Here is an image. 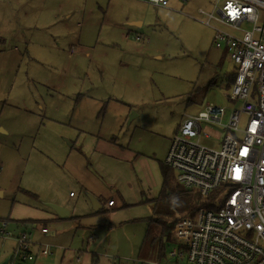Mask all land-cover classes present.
Returning a JSON list of instances; mask_svg holds the SVG:
<instances>
[{
	"label": "rangeland",
	"instance_id": "374dc122",
	"mask_svg": "<svg viewBox=\"0 0 264 264\" xmlns=\"http://www.w3.org/2000/svg\"><path fill=\"white\" fill-rule=\"evenodd\" d=\"M215 1L0 0V219L57 248L39 262L109 264L108 254L150 264L156 224L154 247L139 252L153 218L194 214L202 197L182 187L156 211L154 200L181 117L207 103L227 107V116L240 105L224 97L236 65L200 22L199 10ZM206 132L221 137L218 128ZM109 200L116 205L106 210ZM94 202L104 209L96 213ZM13 250L0 240V254Z\"/></svg>",
	"mask_w": 264,
	"mask_h": 264
},
{
	"label": "built area",
	"instance_id": "2783aa9c",
	"mask_svg": "<svg viewBox=\"0 0 264 264\" xmlns=\"http://www.w3.org/2000/svg\"><path fill=\"white\" fill-rule=\"evenodd\" d=\"M143 1L167 7L170 0ZM198 13L214 32V47L236 65L224 97L240 105H230L228 116L227 107L214 103L185 113L170 138L164 165L182 188L202 200L192 216L177 221L162 238V264H264V0H216L211 10ZM212 127L220 130L219 139L206 132ZM0 240L14 242L8 264H31L34 247L41 257L53 254L50 244L8 231L4 219Z\"/></svg>",
	"mask_w": 264,
	"mask_h": 264
},
{
	"label": "trees",
	"instance_id": "16d2710c",
	"mask_svg": "<svg viewBox=\"0 0 264 264\" xmlns=\"http://www.w3.org/2000/svg\"><path fill=\"white\" fill-rule=\"evenodd\" d=\"M235 80V74H233L230 79H229V83L228 86L231 87V84L234 82ZM172 171L168 168L164 169V185L162 188V191L160 192V195L157 199L154 200V211L157 210L158 208V204L165 199H168L169 196L172 195L173 196H178V195H182L183 193H185L184 190H182L181 186L178 183H174V181L170 180V173ZM25 223H28L27 221H24ZM154 224H156L159 227V235L156 236L158 238L157 241V247L158 250L157 251V257H158V261H163L165 259L166 256V245H164V243H162V238L163 237H168L169 234L171 233V230L173 229V226L175 224L174 221L170 222L169 224H166L165 222L161 221L160 219H155L153 218L152 222H150L149 224V230L147 231L146 236L144 237L143 240V245L142 248L140 249L139 255H141L142 253L145 252V247L147 245H152L155 241V238L153 236H155L153 234V226ZM153 239V240H152ZM154 247V244L152 245ZM156 253V252H155ZM145 257L147 256V254H143Z\"/></svg>",
	"mask_w": 264,
	"mask_h": 264
},
{
	"label": "crops",
	"instance_id": "0c3cea01",
	"mask_svg": "<svg viewBox=\"0 0 264 264\" xmlns=\"http://www.w3.org/2000/svg\"><path fill=\"white\" fill-rule=\"evenodd\" d=\"M136 1H141V2H144V3H146L145 1H143V0H136ZM148 3V2H147ZM149 4V3H148ZM140 24V23H139ZM224 55H226L225 53H224ZM230 79V78H229ZM227 86H228V84H227ZM229 87V86H228ZM182 119V118H181ZM181 122V121H180ZM180 124V123H179ZM179 126V125H178ZM136 140H137V143L139 144V145H142V144H144V145H147L148 143H147V141L146 140H144L142 137H141V135L140 134H137V138H136ZM146 149H150L149 147H145ZM162 153L164 152L163 150L161 151ZM153 155H155V151L153 152ZM165 168H168V167H165ZM169 169V168H168ZM70 196H72V194L70 195ZM110 201H113V200H109L107 203H106V205H105V209L106 210H109V209H112V208H114L115 207V203H114V205L113 206H111V207H109L108 206V203L110 202ZM98 205H99V209H98V211H95L96 213H99V212H101L102 211V209H104V208H102V205L100 204V203H98ZM63 209V208H62ZM66 217L65 218H69L70 216H71V214H70V212H67L66 211ZM28 228L29 227H32V225L29 223L28 224V226H27ZM47 230V228H43V229H41V233H42V235H50L51 234V232L49 231V230H47V232H45V233H43V230ZM55 233H53L52 232V235H54ZM92 238H91V241H93L94 239H95V237L94 236H91ZM94 237V238H93ZM13 242V241H12ZM14 243V242H13ZM33 243H35V244H50L49 242H43V241H33ZM51 245V244H50ZM52 246V245H51ZM57 249L56 247H54L53 246V254L55 253V250ZM53 254L52 255H50V256H53ZM96 256V255H95ZM6 257H8V255H3V254H0V258L1 259H3V261L6 259ZM45 257H49V256H45ZM45 257H41L39 254H37V257L35 258V260L31 263V264H43V263H41V262H39V259H45ZM103 257L106 259V260H111L110 262H109V264H114L113 263V260L112 259H116V258H114V257H111V256H109L108 254L106 255H103ZM137 259H140L139 257L137 258ZM86 260H88V258L86 259ZM96 260V262H98L99 260L98 259H95ZM133 260H135V259H133ZM143 260V259H142ZM2 261V262H3ZM144 261V260H143ZM158 260H156V261H154L153 263H150V264H158V262H157ZM1 262V263H2ZM146 262H148V261H146ZM152 262V261H151ZM144 263H145V261H144ZM118 264V263H117ZM143 264V263H142Z\"/></svg>",
	"mask_w": 264,
	"mask_h": 264
},
{
	"label": "water",
	"instance_id": "95a60500",
	"mask_svg": "<svg viewBox=\"0 0 264 264\" xmlns=\"http://www.w3.org/2000/svg\"><path fill=\"white\" fill-rule=\"evenodd\" d=\"M133 24L134 25H137V26L140 25L139 23H133ZM94 207H95V210L96 211H98V209L100 208L99 205H98V203H96V202H94ZM56 210H57L58 215H61L63 217H66L67 214H66V211L64 209H62V208H56ZM7 261H8V259H5L2 262V264H8Z\"/></svg>",
	"mask_w": 264,
	"mask_h": 264
}]
</instances>
